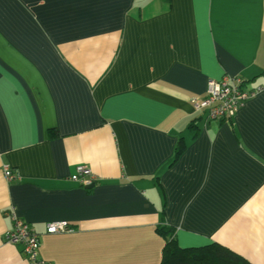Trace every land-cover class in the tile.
Segmentation results:
<instances>
[{
  "label": "crops",
  "instance_id": "1",
  "mask_svg": "<svg viewBox=\"0 0 264 264\" xmlns=\"http://www.w3.org/2000/svg\"><path fill=\"white\" fill-rule=\"evenodd\" d=\"M223 76L254 95L205 125ZM11 213L45 264H160L162 226L264 264V0H0V264H35Z\"/></svg>",
  "mask_w": 264,
  "mask_h": 264
},
{
  "label": "built area",
  "instance_id": "2",
  "mask_svg": "<svg viewBox=\"0 0 264 264\" xmlns=\"http://www.w3.org/2000/svg\"><path fill=\"white\" fill-rule=\"evenodd\" d=\"M242 80L237 77H223L220 80L209 79L206 84V95L200 101L193 100L196 109H206L207 118L216 120L232 118L239 106L253 96V91H246L241 88ZM1 174L7 181L18 179L17 173L12 172L8 167L1 168ZM72 180L91 185L94 177L86 166H78L72 176ZM13 229L5 236V240L14 245H21L27 258L35 264H45L36 257L38 247V236L32 232L29 226L11 213ZM73 229L65 222H51L46 226L47 234H60L72 232Z\"/></svg>",
  "mask_w": 264,
  "mask_h": 264
},
{
  "label": "trees",
  "instance_id": "3",
  "mask_svg": "<svg viewBox=\"0 0 264 264\" xmlns=\"http://www.w3.org/2000/svg\"><path fill=\"white\" fill-rule=\"evenodd\" d=\"M157 232L164 239L160 264H250L240 255L217 243L197 248H181L175 238V230L170 226L158 227Z\"/></svg>",
  "mask_w": 264,
  "mask_h": 264
},
{
  "label": "rangeland",
  "instance_id": "4",
  "mask_svg": "<svg viewBox=\"0 0 264 264\" xmlns=\"http://www.w3.org/2000/svg\"><path fill=\"white\" fill-rule=\"evenodd\" d=\"M223 77H225V76H223ZM220 80V79H219ZM241 88L242 89H244V86H243V83H242V85H241ZM205 95H206V91H205ZM253 95H254V93H253ZM205 97V96H204ZM242 105V104H241ZM240 105V106H241ZM197 110H199V109H197ZM216 120H221V121H225V120H227L226 118H222V119H216ZM209 121H212V120H209L208 118H207V115H206V117H205V121H204V124L206 125L207 124V122H209Z\"/></svg>",
  "mask_w": 264,
  "mask_h": 264
},
{
  "label": "water",
  "instance_id": "5",
  "mask_svg": "<svg viewBox=\"0 0 264 264\" xmlns=\"http://www.w3.org/2000/svg\"><path fill=\"white\" fill-rule=\"evenodd\" d=\"M88 188H89V189L93 188V185L89 186Z\"/></svg>",
  "mask_w": 264,
  "mask_h": 264
}]
</instances>
